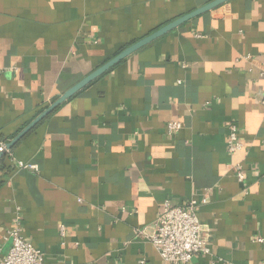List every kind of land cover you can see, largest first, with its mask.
<instances>
[{
	"label": "crops",
	"instance_id": "0c3cea01",
	"mask_svg": "<svg viewBox=\"0 0 264 264\" xmlns=\"http://www.w3.org/2000/svg\"><path fill=\"white\" fill-rule=\"evenodd\" d=\"M209 1L0 0V143L123 48ZM263 100L264 0H230L133 53L28 132L14 159L2 156L0 259L19 214L44 264H169L149 240L165 200L206 195L212 252L188 264H264ZM171 120L183 124L173 136ZM231 123L245 143L235 153Z\"/></svg>",
	"mask_w": 264,
	"mask_h": 264
},
{
	"label": "built area",
	"instance_id": "2783aa9c",
	"mask_svg": "<svg viewBox=\"0 0 264 264\" xmlns=\"http://www.w3.org/2000/svg\"><path fill=\"white\" fill-rule=\"evenodd\" d=\"M250 56L248 55V57ZM166 128L168 134L173 136L183 128V124L179 120H171L167 123ZM244 147L245 143L239 136L238 125L231 123L227 137L228 151L235 153L243 150ZM0 153L14 159L11 150L7 148L6 142L0 143ZM17 165L26 170L40 171L39 166L35 163L18 161ZM236 168L238 179L243 181L245 176L242 167L237 165ZM206 202V195L201 199L192 198L184 205L174 204L169 199L165 200L163 210L153 224V232L149 236V240L167 263L188 264L196 257L211 254V248L204 235L205 226L199 218V208ZM60 232L62 236L66 234L65 226H61ZM139 233L142 234L143 232L139 231ZM8 237L12 238V246L8 254L0 259V264H44L43 252L23 236L19 214L14 225L8 231ZM258 241L264 242V238H259ZM211 264H215V262ZM221 264L236 263L221 260Z\"/></svg>",
	"mask_w": 264,
	"mask_h": 264
},
{
	"label": "water",
	"instance_id": "95a60500",
	"mask_svg": "<svg viewBox=\"0 0 264 264\" xmlns=\"http://www.w3.org/2000/svg\"><path fill=\"white\" fill-rule=\"evenodd\" d=\"M230 0H211L208 3L197 7L196 9L183 14L176 19L162 25L161 27L157 28L156 30L152 31L151 33L147 34L146 36L140 38L136 42L130 44L129 46L123 48L119 53L115 56L107 60L105 63L98 66L95 70L91 73L83 77L79 80L76 84L71 86L67 89L62 95L58 97L52 104H50L41 114H39L26 128H24L13 140L7 143V148L12 149L28 132H30L37 124L43 121L47 116L53 113L59 106H61L64 102H66L71 97L75 96L79 93L83 88L89 85L91 82L96 80L97 78L104 75L106 72L111 70L113 67L118 65L124 59L132 55L133 53L137 52L138 50L142 49L143 47L149 45L150 43L154 42L155 40L161 38L162 36L166 35L167 33L175 30L176 28L180 27L184 23L191 21L202 14H205L216 7L228 2ZM4 153H0V157H2Z\"/></svg>",
	"mask_w": 264,
	"mask_h": 264
},
{
	"label": "trees",
	"instance_id": "16d2710c",
	"mask_svg": "<svg viewBox=\"0 0 264 264\" xmlns=\"http://www.w3.org/2000/svg\"><path fill=\"white\" fill-rule=\"evenodd\" d=\"M197 7H193L189 12H191L192 10L196 9ZM186 14V13H185ZM183 15V14H182ZM190 21L186 22L183 24V26H186ZM7 160L8 157H1L0 158V172L3 171L4 169H6L7 167ZM11 167V166H10ZM5 179H4V175H2V173H0V187L4 184Z\"/></svg>",
	"mask_w": 264,
	"mask_h": 264
}]
</instances>
